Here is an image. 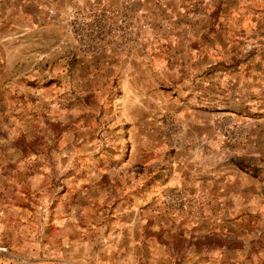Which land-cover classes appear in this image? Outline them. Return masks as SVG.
Wrapping results in <instances>:
<instances>
[{"label":"rangeland","instance_id":"obj_1","mask_svg":"<svg viewBox=\"0 0 264 264\" xmlns=\"http://www.w3.org/2000/svg\"><path fill=\"white\" fill-rule=\"evenodd\" d=\"M91 1L121 8L129 38L84 55L101 58L83 81L59 17ZM188 85L203 129L242 152L217 205L163 185L192 137L162 104ZM0 264H264V0H0Z\"/></svg>","mask_w":264,"mask_h":264},{"label":"crops","instance_id":"obj_2","mask_svg":"<svg viewBox=\"0 0 264 264\" xmlns=\"http://www.w3.org/2000/svg\"><path fill=\"white\" fill-rule=\"evenodd\" d=\"M67 4L69 2L65 5ZM34 7L40 11L38 4H35ZM59 20L62 21L63 25L66 24L68 21L66 12L59 17ZM55 21H58V19H55ZM100 58L98 56L77 54L73 56L69 62L70 65L67 67L78 77V74L90 72L91 65ZM123 60L120 59L119 62L122 64ZM108 61H115V59H109ZM78 79L85 81L87 77L80 76ZM203 88V86L197 88L195 85H188L187 88H184L183 95L175 93L173 90L169 94V99L163 101L162 105L172 107L169 108L170 110L177 111L179 109L183 118L182 121L186 124L185 135L187 136L188 133L191 134L189 137H192L191 140L184 138L181 147L182 149L185 148L186 151L176 152V155L173 156V166L170 172L165 175L163 185L166 189L170 187L185 189L194 195L196 200L201 202L204 200L217 205L229 199L227 193L230 185L243 184L242 182L245 180L237 164L230 162V159L235 160V157L242 152L234 149L235 144H225L214 133L203 129L202 124L208 122L207 113L211 110L199 107V104H206L204 102L205 98H203ZM121 102L119 100V103L112 105L113 113L108 119V121H112L111 126L113 125L115 129L118 128L117 131H119V128L124 127L123 114L121 113L124 104ZM138 106L133 107V112L137 113L140 109ZM255 124L261 125L260 123ZM252 184V179H249L245 182V187H241V190L247 189V191H250ZM255 191L259 192L260 189H255Z\"/></svg>","mask_w":264,"mask_h":264},{"label":"built area","instance_id":"obj_3","mask_svg":"<svg viewBox=\"0 0 264 264\" xmlns=\"http://www.w3.org/2000/svg\"><path fill=\"white\" fill-rule=\"evenodd\" d=\"M65 32L58 42L65 59L77 54L93 55L124 45L129 38V20L121 8L91 1L70 10ZM213 126L225 142L244 137L243 126L229 117H215Z\"/></svg>","mask_w":264,"mask_h":264}]
</instances>
